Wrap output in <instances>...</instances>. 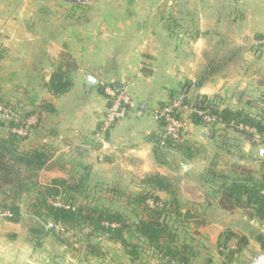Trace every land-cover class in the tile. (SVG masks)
Segmentation results:
<instances>
[{"label": "crops", "instance_id": "obj_1", "mask_svg": "<svg viewBox=\"0 0 264 264\" xmlns=\"http://www.w3.org/2000/svg\"><path fill=\"white\" fill-rule=\"evenodd\" d=\"M86 9L61 0H0V105L20 116L43 102L54 108L31 129L21 150L51 153L55 167L41 178L84 180L90 196L135 197L144 178L159 174L182 202H195L202 177L209 179L214 165L221 171L216 162L227 151L212 129L203 140L204 127L191 123L185 140L195 144L198 156L189 160L173 148L161 151L155 143L161 128L153 115L186 85L192 104L222 95L232 99L231 110L264 114V0H101ZM63 54L78 69L71 75L72 90L55 98L47 84ZM85 72L99 81L90 91ZM106 86L129 91L132 104L128 117L102 135ZM235 138L241 147L243 139ZM248 144L247 150L254 148ZM263 147L255 148L257 160ZM160 197L171 199L166 193ZM108 203L100 207L118 209L115 201ZM208 206L205 212L212 209L218 217L205 216V226L219 228L218 241L229 215L212 201ZM53 245L35 249L19 235L18 222L0 219V264H81L68 253L55 260ZM109 248L115 264L130 262L119 244ZM198 255L196 250L191 264Z\"/></svg>", "mask_w": 264, "mask_h": 264}, {"label": "trees", "instance_id": "obj_2", "mask_svg": "<svg viewBox=\"0 0 264 264\" xmlns=\"http://www.w3.org/2000/svg\"><path fill=\"white\" fill-rule=\"evenodd\" d=\"M2 58L3 52L0 47V61ZM77 69L76 63L69 55L61 56V61L47 84V89L53 97L64 96L72 90L71 75ZM187 87L189 85L183 89L184 95ZM101 92H105L104 87ZM185 101L187 104H192L187 99ZM166 105L167 103L161 105L160 108ZM195 106L210 108L220 118L221 126L224 128L223 132L225 131L220 134L221 139L228 134V129H237L242 124L257 130V134L241 130L242 135L252 146L258 147L256 138L257 140L260 138L261 143H264V121L262 118H256L243 110L219 109L205 97L197 101ZM49 112H54V108L49 102H43L39 108L21 116L11 109L12 120L6 125V136L1 134L5 125L0 124V193L11 199L9 205L0 204V209L12 214L9 219L17 221L20 215V208L13 201L21 199L23 194L36 193V204L47 212L48 218L53 220L55 226L62 224L65 227L74 228L87 225L92 230L90 236L100 235L120 243L126 250L132 248V251H127V253L130 256L134 255L136 259L141 256L139 244L143 241L151 250V254L157 258L159 264H191L196 256L195 248L188 243L179 245L178 236L166 220L168 217L173 220L187 219L194 215L189 212L183 214L181 201L175 193L173 184L166 177L155 174L141 181L142 192L131 197L130 200L138 209H141L145 218L137 219L132 224H128L122 214L106 208L84 207L72 203L77 194L79 196L83 194V189L86 187L84 180L71 183L64 179H54L47 185L40 183L39 174L51 171L55 167L53 155L42 149L22 151L20 145L26 140L31 129L40 124L43 115ZM31 117L36 119L33 126L28 124ZM189 123L195 126L201 125L198 117H193ZM159 125L162 129L163 124ZM13 129H22L26 135L20 136L14 133ZM212 132L217 137V132ZM155 143L156 145L159 143L158 135L155 138ZM169 147L180 152L189 160L198 156L195 144L186 141L184 137L179 142H169ZM235 171L238 175L233 178L216 170V165L208 172V181L213 184L218 181L222 182L216 191V195H219L217 200L219 207L229 213L246 210L250 212L249 217L264 220V173L260 177H254V170H251L244 177L242 173L246 171L245 168L238 166ZM163 193L170 194L171 199L162 201L160 195ZM61 196L69 199L67 205L69 209L57 208L48 204V200ZM149 201H153L154 206H151ZM50 232L55 233L56 231L54 228H50ZM126 232H132L133 238L137 242L127 241L124 237ZM233 239L238 240L239 248L229 250L226 261L221 264H232L235 256L241 251L240 248L248 245L246 237L229 230L221 235L219 247L223 250L228 249V244Z\"/></svg>", "mask_w": 264, "mask_h": 264}, {"label": "rangeland", "instance_id": "obj_3", "mask_svg": "<svg viewBox=\"0 0 264 264\" xmlns=\"http://www.w3.org/2000/svg\"><path fill=\"white\" fill-rule=\"evenodd\" d=\"M89 3L77 4V7L83 9L86 13V7H88ZM213 101H220V106H217L219 109L230 108L233 104L232 99L223 97L222 95L216 96ZM254 116L256 118H262V120L264 121L263 113L257 112V114H254ZM0 124L5 125V127L1 130V134L6 136L7 126L2 121L1 117ZM223 129V127L217 125L212 128V131L217 132V139L219 137L216 143H220L221 146H224L225 150L227 151L225 152V156H223L222 159H218L216 162L219 165V170H221L220 172L225 173L229 177L233 178L238 175L235 170L238 166H240L245 168L246 170L244 172L242 171V175L244 177L248 175L249 171L251 170H254V177H260L264 173V155H262V159L257 160L258 155H256L255 152V148L257 146L250 150L246 149L247 145H249L248 143L250 142L245 136L242 135V131L238 128L230 130L228 129V134L224 136L223 139H220V134L223 132ZM235 137L243 139V141L241 140V147L237 146L239 145V140H237V138ZM261 141L262 140H260V138H258V140L256 138L258 147L264 146V143L262 144ZM212 155L213 154L211 153V159L213 157ZM239 159L244 160V163L242 165L237 164ZM253 159H255L256 162L251 161ZM214 160L212 159L211 162H214ZM42 174L43 173L39 174L40 183H45L43 185L50 184L51 182L49 181L51 180V178L49 176H44L43 178H41ZM207 179L208 178L202 177V194L197 195V197L195 196V199H197L195 202L189 201L184 203L182 202V198L177 195L182 204L183 214L189 212L194 216L187 219L182 218L183 220H173V218L168 217L166 221L178 236L179 245L188 243L192 247L195 246L194 248L198 251L199 257L194 261V264H221L226 261V256L228 255L229 250L237 249L239 248V245L238 240L233 239L228 244V249H221V247H219V240L215 241V238L219 233V228L217 226H213V224H211L212 226H205V216L209 215L210 217L211 215H216V217H218V212L211 209L212 212H209L207 214V212H205V209L209 207V201H212L219 207L217 203L219 195H216V191L218 186H220L222 183L221 181H218L215 182V185ZM69 182L76 183L77 180H69ZM88 188L89 187L86 186L83 189V194L81 196H77V199L75 197L72 203L84 207H100L101 204H107L108 202L113 200L115 201V207H117L118 209L111 211L122 214L128 224H132L137 219L145 218L141 209H138L130 200L131 197H126L123 200L121 198L117 199L118 197L115 195H107L106 198L98 195L90 196L87 194V192H89L87 190ZM209 192L213 193L214 196L208 197L207 193ZM36 198V193L23 194L21 199L13 201L20 208L19 218L17 221H13L11 219L6 220L13 223L18 222L19 235L23 237V239L31 244L35 249L42 250L45 244L53 242V246L56 249V255L54 256L55 260L59 258L62 259V254L68 253L69 257H72V259L79 261V263L81 264H115V261L113 260L115 251H113L112 248H109L110 245L112 246L115 243L121 246L124 254L130 260L128 264H145L146 262L147 264H159L157 258L154 256V254H151V250L143 241H141L139 244V251L141 252V256L140 258L136 259L134 255L130 256L127 253V251H132V248L126 250L120 243L113 242L110 239L102 237L100 235L90 236L92 230L87 225H81L74 228L70 226L65 227L62 224H58L55 226L53 220L48 218L47 212L43 208L39 207L38 204H36ZM58 199H60L63 205H68L69 199L65 196H61L56 199H50L48 200V204L51 205L50 201H55ZM161 199L162 201L170 200L164 198ZM10 202V197H6V195L0 193L1 205H9ZM249 213L250 212L246 210H236L235 212L231 213L228 212V223L230 225H228V227L223 229L221 232V234H224L226 231L230 230L237 235L246 237V239L248 240V245L240 248L241 251L235 256L234 262L232 264H246L249 260H251L253 255L261 253L264 249V220L249 217ZM50 228H54L56 232L51 233ZM124 237L131 243L137 242L135 241V238H133L132 232H126L124 234ZM212 238L214 239V242ZM61 248L64 250L61 251ZM118 257H123L122 253L118 254ZM21 264H33V262L25 261Z\"/></svg>", "mask_w": 264, "mask_h": 264}, {"label": "built area", "instance_id": "obj_4", "mask_svg": "<svg viewBox=\"0 0 264 264\" xmlns=\"http://www.w3.org/2000/svg\"><path fill=\"white\" fill-rule=\"evenodd\" d=\"M262 44H264V41ZM105 94L109 99V108L101 126L100 134L102 135L107 134L115 125L128 117L132 104L131 94L127 90L118 91L112 86H106ZM185 100L186 96L180 92L174 95L165 107H159L153 115L155 122L163 124V128L158 133L159 143H157V147L161 151L171 150L172 148L169 147V142L176 143L181 141L183 137H186L187 123L193 117H198L201 121V126L207 130L212 129L216 125H221L220 118L210 108H200L194 104H187ZM211 102L218 107L220 106V101L216 102L211 100ZM0 117L8 125L12 120L11 111L0 105ZM35 122V117H31L28 124L33 126ZM238 129L257 134L255 128L242 124ZM13 132L20 136L26 135L22 129H13ZM148 203L154 206L153 201H149ZM50 204L57 208L69 209V206L63 205L60 199L50 201ZM11 217L12 214L10 212L0 209V219H9Z\"/></svg>", "mask_w": 264, "mask_h": 264}, {"label": "water", "instance_id": "obj_5", "mask_svg": "<svg viewBox=\"0 0 264 264\" xmlns=\"http://www.w3.org/2000/svg\"><path fill=\"white\" fill-rule=\"evenodd\" d=\"M66 3H71V4H83V3H89V2H96V1H101V0H61ZM84 79H85V85L86 89L90 91L92 88L96 87L99 85V81L91 74L89 73H84ZM243 88L238 89L234 96V103L237 105L243 95ZM209 137V131L207 129H202V135L201 138L203 140H207ZM259 154L262 156L264 155V147L259 150ZM186 166H184L185 169ZM246 264H264V249L261 253L253 255L251 260H249Z\"/></svg>", "mask_w": 264, "mask_h": 264}]
</instances>
